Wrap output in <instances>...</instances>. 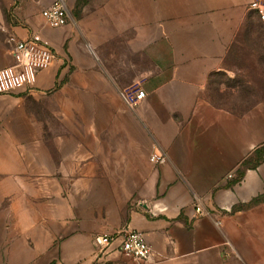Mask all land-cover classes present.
Returning a JSON list of instances; mask_svg holds the SVG:
<instances>
[{"label": "crops", "instance_id": "crops-1", "mask_svg": "<svg viewBox=\"0 0 264 264\" xmlns=\"http://www.w3.org/2000/svg\"><path fill=\"white\" fill-rule=\"evenodd\" d=\"M35 1L0 0V28ZM68 3L84 6L80 32L48 42L17 25L12 48L0 41V70L16 63L15 39L35 34L54 54L34 84L0 90V264H235L234 248L264 264V202L250 204L264 195V157L245 165L264 147V64L229 62L264 1ZM137 87L146 96L132 110L121 91ZM44 98L61 127L10 125L13 109L25 116ZM126 228L144 234L151 259L127 256L120 238L96 245Z\"/></svg>", "mask_w": 264, "mask_h": 264}, {"label": "built area", "instance_id": "built-area-1", "mask_svg": "<svg viewBox=\"0 0 264 264\" xmlns=\"http://www.w3.org/2000/svg\"><path fill=\"white\" fill-rule=\"evenodd\" d=\"M262 18L264 19V8L259 6ZM70 7L68 0H52L42 10V17L45 23L51 27H62L70 20ZM13 56L16 63L0 70V90H14L20 86L34 84L36 72L46 67L54 57L52 49L41 38L33 36L24 39H15ZM121 96L129 108L135 110L145 98L146 91L142 88H130L121 91ZM168 157L164 153H154L151 161L164 163ZM232 176V175H231ZM196 212L205 213L202 202L196 196ZM164 208L159 209L163 210ZM155 213V212H153ZM120 238V250L127 256L136 260H149L153 257V248L147 242L144 234L129 228L123 229L118 234L111 233L97 234L94 238L100 250H107L113 242Z\"/></svg>", "mask_w": 264, "mask_h": 264}, {"label": "rangeland", "instance_id": "rangeland-1", "mask_svg": "<svg viewBox=\"0 0 264 264\" xmlns=\"http://www.w3.org/2000/svg\"><path fill=\"white\" fill-rule=\"evenodd\" d=\"M82 1L87 2L88 0ZM39 2L40 0H37V2L35 1L36 6L31 7L30 12L27 13V16L22 20V22L19 23L17 21L11 20L9 22L3 23L2 25L6 26L7 29L4 30L0 28V41L5 40L8 43L10 41L9 38L11 37L12 33L11 26L17 25L29 29L30 27L33 28V26L36 24V26L41 29L40 36L46 39L48 42L50 41L44 34L55 32L57 30H60V28L67 27L73 32L81 31L78 17L80 16L84 6L70 8V20L64 26L51 27L47 25L44 18L41 17V11L46 5H44L43 1L41 3L42 5H40ZM33 12H35V14ZM252 12L253 13H251L249 16V21L245 24L243 31L240 32L237 41L234 43L235 48H243L245 52L244 54H233L230 57L229 62H233L236 64H264V21L259 11L253 9ZM34 19L35 21H33ZM31 36L33 35H30L29 37ZM12 42L14 43V40ZM8 44L12 48V44ZM253 89L255 88H250L251 93ZM262 89L264 88L260 87V93ZM26 106L27 108L25 116L20 113L21 107H17V109L12 110L10 118L11 126L15 128H21L22 126H28L29 124H32L43 129H47L50 127H61L64 124L59 116L54 113V111H56L55 103L51 102V100H49L48 98L40 99L38 102L29 101ZM261 200L262 202H264V197ZM42 203L43 207H49L51 205L50 195L46 194V196L42 199ZM232 254L235 260H237V262L235 261V264H251L248 262L244 263L241 260V256L236 248H234Z\"/></svg>", "mask_w": 264, "mask_h": 264}, {"label": "trees", "instance_id": "trees-1", "mask_svg": "<svg viewBox=\"0 0 264 264\" xmlns=\"http://www.w3.org/2000/svg\"><path fill=\"white\" fill-rule=\"evenodd\" d=\"M260 154V157H258V160L256 161V162H253V161H247L246 163H245V165L246 166H256V165H258L260 162H261V160L263 159V157H264V147H263V149H262V151L259 153ZM242 177V176H241ZM241 177H239V180L241 179ZM264 196L263 195H261V196H259V197H257V198H255L250 204L251 205H253V204H257V203H260V202H262V198H263Z\"/></svg>", "mask_w": 264, "mask_h": 264}]
</instances>
